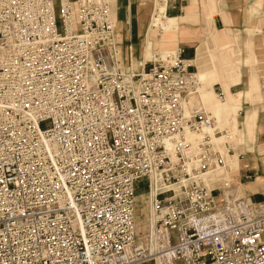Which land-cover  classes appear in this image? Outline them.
<instances>
[{
	"label": "built area",
	"instance_id": "2783aa9c",
	"mask_svg": "<svg viewBox=\"0 0 264 264\" xmlns=\"http://www.w3.org/2000/svg\"><path fill=\"white\" fill-rule=\"evenodd\" d=\"M113 1L0 0V264H264L197 66L123 54Z\"/></svg>",
	"mask_w": 264,
	"mask_h": 264
},
{
	"label": "crops",
	"instance_id": "0c3cea01",
	"mask_svg": "<svg viewBox=\"0 0 264 264\" xmlns=\"http://www.w3.org/2000/svg\"><path fill=\"white\" fill-rule=\"evenodd\" d=\"M250 1H253V4L256 0H166L165 13L162 17L164 24L162 28H159L153 26L152 22L153 11H156V8L152 6V0H114L112 11L117 27L118 39H116L124 53H127L130 45L132 46L135 59L145 56V50L148 57H151V49L161 50L165 47L166 51H171L176 47L177 50L182 51L184 58L194 61L197 48L207 38L208 30H211L221 46L220 50L231 55L232 65L239 75L240 84L238 85H242L244 75L242 74V79H240V66L234 64V59L242 60V63L244 62L240 63L243 65L242 70L246 71V74L250 72L252 69H248L246 63L249 64L256 57L258 58L255 35L264 32V26L263 29L256 30L248 27L244 40L246 54L243 55L242 46L239 44L240 37L235 30L245 29L254 22L255 19L251 17L250 11L257 10L255 9L257 6H250ZM257 3L259 4L260 0H257ZM157 28L161 30V33L157 32ZM245 80L246 88L239 86L236 89L238 86L236 85L232 86L231 90L241 89L242 94L246 92L244 97L252 98L257 89L255 77L248 75ZM251 106L250 103L244 101L239 118L241 116L244 118L245 111ZM251 108L247 112L256 113L255 126L258 127V149H260V144L264 142V105ZM237 155L239 156V173L235 175L236 182L252 185L253 192L249 189L247 192L262 196L264 193V153L258 150L252 152L247 150L245 153L247 156Z\"/></svg>",
	"mask_w": 264,
	"mask_h": 264
},
{
	"label": "bare ground",
	"instance_id": "6f19581e",
	"mask_svg": "<svg viewBox=\"0 0 264 264\" xmlns=\"http://www.w3.org/2000/svg\"><path fill=\"white\" fill-rule=\"evenodd\" d=\"M156 1H157L158 5L155 7L156 11H154V13H153L154 19L152 17V19H153L152 22H153V26L162 28V25L164 24L162 17L164 16V13H165L166 0H156ZM116 28L117 27H116V23H115V32L117 35ZM220 47L221 46L218 43V41H216L215 36L212 35V36L208 37V39L205 42L201 43L199 45V47L197 48L196 58L194 60L195 63L193 60H192V62L194 64H196V66L198 68L197 76L199 77L201 84L206 82L209 79H210V81H211V79H213V80H216L217 82L221 83V81H222V75L220 74L221 69L224 72V74L226 75V78L231 85L240 84L238 72L236 71V69L232 65L231 55L230 54L228 55L226 52L220 50ZM222 93H223L222 98L219 95L221 99L225 98L223 91H222ZM261 94H262V97L264 98V95L262 92H261ZM217 97H218V95H217ZM194 98H195V100H199L200 104L203 107H205L208 111H210L211 113L216 115L218 120L212 114L216 119L217 126L219 124L218 127L220 129L226 130V133H223L222 135L219 134L221 136L222 145L224 146V144L227 141L230 144L231 143L235 144V142L238 143L239 137L243 133V129L239 123V115L241 112V102H242L241 89H239L235 93H233L231 101L217 102L213 97V89H211L207 85H203L201 88L200 94L199 95L195 94L192 96V99H194ZM221 117H223V121H222ZM255 119H257L255 112L254 113H251V112L247 113V115L245 116V120H244L245 122L243 125H244L245 129L250 131V133H251V129L255 126ZM218 121H219V123H218ZM202 132H208V133L214 132V128L213 127H204L201 132H199V133L191 132L188 134L187 137L189 140L196 141L197 139H199L201 137ZM213 138H215V137L213 136ZM230 155H231V152L228 151V149H227V156L229 157ZM232 162L233 163L235 162L238 165V163H239L238 155L235 156V158L232 156L229 157V161H228V169L229 170H231V168L233 167ZM223 173L226 175L224 178L227 181L226 178H229L231 176L230 174H228V170H227V159H226V167L223 170L218 171L217 175H220ZM238 184L239 185H237V186L241 187L246 192L248 189L251 192H253L252 185L245 184L242 182H239ZM238 194L243 195L240 192V190H239ZM140 201H141V199H140ZM139 211H140V213H139L138 217H140V214H143L147 211L146 206L145 205L139 206L138 212Z\"/></svg>",
	"mask_w": 264,
	"mask_h": 264
},
{
	"label": "rangeland",
	"instance_id": "374dc122",
	"mask_svg": "<svg viewBox=\"0 0 264 264\" xmlns=\"http://www.w3.org/2000/svg\"><path fill=\"white\" fill-rule=\"evenodd\" d=\"M154 0H152V6L154 7V9H155V7L158 5V3H157V1H155V3L153 2ZM251 2V5L250 6H253V5H255V6H257V7H255V9H257V10H254V11H250V15H251V17H253L255 20H254V22H252L251 24H249L245 29L244 28H242V29H237V30H235V33H237V34H239V37H240V39H239V44L242 46V54L243 55H245L246 54V50H245V48H244V40L246 39V36H247V30H248V27H250V28H253V29H258V28H261V29H263V26H264V0H260V3L258 4L257 3V0L252 4V2L253 1H250ZM161 3V2H160ZM58 8H59V6H58V0H56V10L58 11ZM252 9V8H251ZM153 13H154V11H153ZM260 13V14H259ZM261 18V19H260ZM152 19V18H151ZM157 32H160L161 33V30L159 29V28H157ZM208 35H207V38L205 39V40H207L208 39V37H210V36H212L213 35V31H211V30H208ZM115 35H116V32H115ZM116 38H117V35H116ZM255 41H256V52H257V55H258V58L256 57V59H253L252 61H251V63H249L248 64V62L246 63L247 65H248V69H252V70H250V72H248L247 74L245 73L246 71H244V70H242V67H243V65H241L240 63H242V60H238V59H234V64L236 65V66H240L239 67V69H240V71H241V76H240V79H242V74L244 75V83H242V85H238V86H236V85H231L229 82H228V80H227V78H226V75L224 74V72L222 71V69H221V75H222V81H221V83H219V82H217L216 80H213V79H211V81L213 82H211L210 81V79L209 80H207L206 82H204V83H202L201 84V82H200V86H199V88H198V93H196V94H200V92H201V88H202V86L203 85H207V86H209L211 89H213V97H214V99L217 101V102H224V101H231V98H232V95H233V93H235L236 91H232L231 90V87L232 86H236V89H238L237 87H239V86H241V87H244V88H246L247 87V84H246V77L248 76V75H253L254 77H255V82H256V86H257V89H256V91H255V93H254V95H253V97L252 98H250V97H244L245 96V94H246V92L244 93L243 92V94H242V92H241V98H242V102H241V110H242V108H243V102L244 101H246V102H248V103H250L252 106L251 107H253V106H255V107H253V108H251V109H254V108H256V106H258V105H264V98L262 97V94H261V92H262V90H261V79L264 77V32L262 31L259 35H255ZM118 39V38H117ZM204 40V41H205ZM203 41V42H204ZM148 43H149V40H148V42H147V45H148ZM202 43V42H201ZM147 47V46H146ZM134 50V49H133ZM151 51H152V55L154 56L155 54H157V56L160 54V55H166L168 52H174V51H176V47H175V49H173V50H169V51H166V49H165V47H163V49H161V50H152L151 49ZM145 53H146V55L145 56H143L144 58H150V57H148V55H147V51L145 50ZM123 54H126V53H124L123 52ZM135 56V55H134ZM128 57H129V55H128ZM152 57V56H151ZM244 63V62H243ZM242 63V64H243ZM240 64V65H239ZM250 66V67H249ZM198 69V68H197ZM255 70V71H254ZM199 78V77H198ZM208 82V83H207ZM210 82V83H209ZM240 82H241V80H240ZM243 90V89H242ZM224 92V97L225 98H223V99H221L220 98V96H219V93L220 92ZM263 93V92H262ZM217 95H218V97H217ZM243 95V96H242ZM264 95V94H263ZM190 104H199L200 105V101L199 100H195V98L194 99H190ZM204 105V104H203ZM205 106V105H204ZM250 108H248L246 111H245V114H244V118H243V116H241V118H239V123H240V126L242 127V129H243V133L240 135V137H239V141H238V143L237 142H235V144L234 143H229L228 141L224 144V146L222 145V141H221V136L220 135H222L223 133H226V130H223V131H221L219 134H217L216 133V131H215V129H214V132H209V134H212L215 138H214V140H215V142H217V144L219 145V147L221 148V150H223V152L225 153V156H226V159H227V170H228V174H230L231 176L229 177V178H226L228 181L229 180H232L231 181V183H233V184H236V186L237 185H239L238 183L240 182V181H237L236 182V180H235V175L237 174V173H239V171H238V168H239V163H238V165H237V163H233V167L231 168V170H229L228 169V161H229V157L230 156H232V157H234L235 158V156H237V154H242L241 156H247V155H245V153H246V151L247 150H249V151H255V150H258V152H260V153H264V142H262L261 144H260V149H258V142H259V140H258V127L256 126H254L252 129H251V133H250V131L249 130H247V129H245L244 128V120H245V116L247 115V113H249V112H247ZM213 114V113H212ZM214 115V114H213ZM215 117H216V115H214ZM217 118V117H216ZM221 119H222V121H223V117H221ZM217 120H218V118H217ZM218 123H219V121H218ZM255 125H256V119H255ZM218 126H219V124H218ZM247 128V127H246ZM204 133H208V132H202L201 133V135L202 134H204ZM256 144V145H255ZM227 149H228V151H229V149H231L230 150V152H231V155L228 157L227 156ZM238 159H239V156H238ZM218 173V172H217ZM216 173V174H217ZM225 177V176H224ZM145 186H146V184L144 183V184H142V182H139V184H138V187H137V193H140V192H143V191H145ZM237 188V191L239 192V190H240V192L243 194V195H245V194H249L248 192H246L245 190H243L241 187H236ZM256 199H263L264 198V196H256L255 197ZM139 213H140V211H139ZM144 214H141L140 216L141 217H139L138 218V221H139V223H140V229L141 228H144V226H145V224H144V216H143Z\"/></svg>",
	"mask_w": 264,
	"mask_h": 264
}]
</instances>
